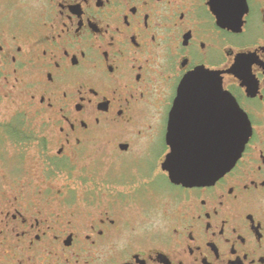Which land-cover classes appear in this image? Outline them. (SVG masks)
<instances>
[{"label":"flooded vegetation","instance_id":"obj_1","mask_svg":"<svg viewBox=\"0 0 264 264\" xmlns=\"http://www.w3.org/2000/svg\"><path fill=\"white\" fill-rule=\"evenodd\" d=\"M200 68L252 133L185 187L163 163ZM1 141L0 264H264V0H0Z\"/></svg>","mask_w":264,"mask_h":264},{"label":"water","instance_id":"obj_2","mask_svg":"<svg viewBox=\"0 0 264 264\" xmlns=\"http://www.w3.org/2000/svg\"><path fill=\"white\" fill-rule=\"evenodd\" d=\"M218 18L223 23L225 15ZM239 23L233 20L232 25ZM247 56L238 55L236 64ZM251 133L247 114L224 89L220 74L200 68L179 86L169 124L172 151L163 169L174 184L209 185L235 166Z\"/></svg>","mask_w":264,"mask_h":264},{"label":"rangeland","instance_id":"obj_3","mask_svg":"<svg viewBox=\"0 0 264 264\" xmlns=\"http://www.w3.org/2000/svg\"><path fill=\"white\" fill-rule=\"evenodd\" d=\"M15 111L13 110V108L12 107H10L9 109H8V111H7V120L9 121V123L10 124H8L9 126H12L11 124L12 123H15V122H18V120H20V119H23V117L22 116H18V117H15V118H12V116H13V113H14ZM29 116V115H28ZM26 117V116H25ZM31 117V116H30ZM2 142V143H1ZM0 142V145L2 146V148L0 149V154H5L6 152H7V147H9V145H8V142H6V141H1ZM30 158H32V156H29V161H28V164H27V166H26V168L28 169V168H31L32 166H33V162H32V160L30 159ZM1 160V159H0ZM162 182H163V184L165 185V186H167V187H169V185L167 184L166 185V183H165V180H164V178L162 177ZM155 211V210H154ZM157 213H158V211L155 213V212H153V214H154V216L155 217H157Z\"/></svg>","mask_w":264,"mask_h":264},{"label":"trees","instance_id":"obj_4","mask_svg":"<svg viewBox=\"0 0 264 264\" xmlns=\"http://www.w3.org/2000/svg\"><path fill=\"white\" fill-rule=\"evenodd\" d=\"M7 132H8V136L10 137H17L20 135L19 130L15 126H9Z\"/></svg>","mask_w":264,"mask_h":264}]
</instances>
